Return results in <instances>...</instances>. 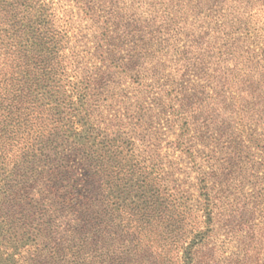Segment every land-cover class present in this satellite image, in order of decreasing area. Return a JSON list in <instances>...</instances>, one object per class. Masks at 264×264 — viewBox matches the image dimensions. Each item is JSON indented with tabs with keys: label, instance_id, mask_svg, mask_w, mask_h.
<instances>
[{
	"label": "trees",
	"instance_id": "trees-1",
	"mask_svg": "<svg viewBox=\"0 0 264 264\" xmlns=\"http://www.w3.org/2000/svg\"><path fill=\"white\" fill-rule=\"evenodd\" d=\"M97 2L0 0V264H203L222 214L209 173L195 170L206 133L187 122L185 104L195 97L197 114L214 123L225 101L198 102L199 86L167 93L175 121H184L172 149L197 172L192 198L145 156L137 127L109 125L100 110L107 71L84 66L91 52L80 48L85 30L76 16L97 24L94 54L115 70L117 47L110 46L122 36L123 15L117 0ZM139 9L149 19L137 16L136 25H167L154 41L165 45L180 76L205 71L209 58L223 61L231 80L234 72L248 76L232 111L244 123L259 116L264 124V0H141ZM196 9L200 23L190 18ZM181 37L189 44L181 46ZM215 71L218 79L227 74ZM202 152L211 162V152Z\"/></svg>",
	"mask_w": 264,
	"mask_h": 264
},
{
	"label": "rangeland",
	"instance_id": "rangeland-1",
	"mask_svg": "<svg viewBox=\"0 0 264 264\" xmlns=\"http://www.w3.org/2000/svg\"><path fill=\"white\" fill-rule=\"evenodd\" d=\"M117 1V10L121 11L119 12L123 15V22L120 28L122 36L115 39L110 46L117 47L112 54L117 64L115 70H109V61L102 64L98 55L94 54L99 30L97 24L93 20H82L81 15L76 16L78 25L85 30L80 48H87L91 52L85 58L84 66L90 69L97 63L107 71L104 78L105 88L102 90L105 94L100 102V110H103L107 124L122 122V128L127 132L137 127L139 138L144 139L143 142H137L139 145L143 144L141 149L145 156L162 164L166 172L172 173L180 192L196 198L197 178L194 177L197 172L192 171L180 151L172 149L171 143L180 132L178 126L184 121H175L167 93L170 89L192 93L199 86L203 93L198 102L210 104L214 98L224 100L220 107H215L217 111L214 123L204 121L206 114H197L195 97L185 104V108L190 110L187 122L194 124L193 126L199 124L206 133V143L205 139L198 141L200 158L195 170L200 168L199 170L209 173L210 185L213 187L210 191L211 198L217 205L219 214H222L216 218L209 250L204 249L200 259L203 264H237L239 261L241 264H264L263 119L256 116L244 123L239 111H232L233 97L244 86H249L251 81L248 82V76L242 72H234L238 75L231 80L232 70L223 61H214L211 58L205 63V71L194 67L185 78L180 76L181 73L174 72L172 68L173 63L167 55L165 45L160 43L161 40L154 41L157 37L163 39L167 25L160 23L153 26L149 21L143 23V26L136 25L133 18L137 16L149 19L143 10L135 12L137 2L141 0ZM97 3L100 4V0ZM190 18L200 23L198 9L191 13ZM181 39V46L190 42L188 38ZM141 45L147 46L143 53ZM140 55L143 58L140 59ZM134 58H138V62H129L128 59ZM216 68L219 72L227 71L226 75L222 74L223 79L216 78ZM216 80L226 84L218 86ZM139 102L143 103L145 109L140 110L137 107ZM175 106L180 108L181 104ZM208 125L214 127L209 133L206 132ZM202 151L211 152V162L202 155ZM221 251H225L226 255L222 256Z\"/></svg>",
	"mask_w": 264,
	"mask_h": 264
}]
</instances>
